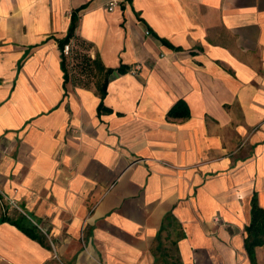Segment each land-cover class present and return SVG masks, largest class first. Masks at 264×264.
<instances>
[{"label":"crops","instance_id":"crops-1","mask_svg":"<svg viewBox=\"0 0 264 264\" xmlns=\"http://www.w3.org/2000/svg\"><path fill=\"white\" fill-rule=\"evenodd\" d=\"M109 1L0 0V264H252L264 0ZM72 15L110 112L64 80Z\"/></svg>","mask_w":264,"mask_h":264},{"label":"trees","instance_id":"trees-1","mask_svg":"<svg viewBox=\"0 0 264 264\" xmlns=\"http://www.w3.org/2000/svg\"><path fill=\"white\" fill-rule=\"evenodd\" d=\"M77 22V18L75 15H72L71 23L69 25L68 32L66 36L58 41V44L60 48L62 49L64 44L68 43L72 38H74V28ZM82 45H84L85 48H88L89 44L82 42ZM71 54V52H70ZM65 58L63 56L62 58V68L64 70V80L67 81L68 79V73L66 69L65 64ZM83 59L86 61V64L90 69L96 66L97 60L92 59L89 55L84 54ZM108 73H110L111 70H106ZM119 72H123V68L118 69ZM108 79L105 78L101 84L100 87V98L101 101L98 105V113H101L103 111H111L110 109L106 108L103 105V97L106 93V86H107ZM189 115L188 108L186 104L182 101H177L171 109L168 111L169 117L179 118V117H187ZM250 222L246 226V237H245V249L249 255L250 261L252 264L255 262L254 258V248L258 245L264 244V208L260 207L256 198V195L254 194L250 201ZM26 233H29L28 230H25Z\"/></svg>","mask_w":264,"mask_h":264},{"label":"rangeland","instance_id":"rangeland-1","mask_svg":"<svg viewBox=\"0 0 264 264\" xmlns=\"http://www.w3.org/2000/svg\"><path fill=\"white\" fill-rule=\"evenodd\" d=\"M74 48L71 50V54L68 58H65L66 68L69 76L74 82L80 85L92 86L98 82H102V78L95 68L90 69L83 59L84 54H87V50L79 40H74Z\"/></svg>","mask_w":264,"mask_h":264},{"label":"built area","instance_id":"built-area-1","mask_svg":"<svg viewBox=\"0 0 264 264\" xmlns=\"http://www.w3.org/2000/svg\"><path fill=\"white\" fill-rule=\"evenodd\" d=\"M118 0H110L107 4V9L108 10H112L114 8V6L117 4ZM146 34H149L148 30H145ZM62 51V55L66 58H68V56L70 55L71 52V44L70 43H66L64 44L63 48L61 49ZM136 69H139V64L135 66ZM38 227L41 229L42 232L46 233L45 228L41 227L38 225Z\"/></svg>","mask_w":264,"mask_h":264}]
</instances>
